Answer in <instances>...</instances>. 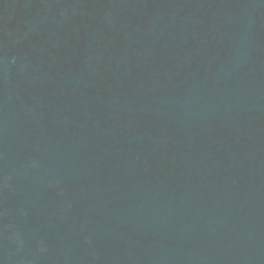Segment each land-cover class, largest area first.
I'll return each mask as SVG.
<instances>
[{"label":"water","instance_id":"1","mask_svg":"<svg viewBox=\"0 0 264 264\" xmlns=\"http://www.w3.org/2000/svg\"><path fill=\"white\" fill-rule=\"evenodd\" d=\"M0 264H264V0H0Z\"/></svg>","mask_w":264,"mask_h":264}]
</instances>
